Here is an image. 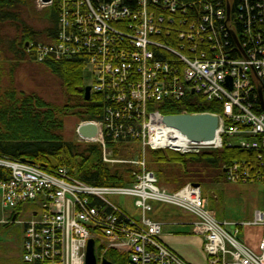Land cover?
<instances>
[{
	"label": "built area",
	"instance_id": "2783aa9c",
	"mask_svg": "<svg viewBox=\"0 0 264 264\" xmlns=\"http://www.w3.org/2000/svg\"><path fill=\"white\" fill-rule=\"evenodd\" d=\"M57 4L60 28L52 43L39 44L36 62L48 56L84 54L92 95L105 103L102 118L93 123L98 133L79 140L101 145L107 163L141 166L131 185H90L60 167L48 172L39 164L0 156V202L13 216L0 223L24 225L22 260L25 264H86L90 239L101 258L120 252L126 264H190L161 238L164 224L147 216L152 201L177 205L196 219L192 232L204 239L207 264H264V209L251 221L216 218L206 205L203 189L191 183L175 192L158 185L146 159L114 156L110 143L131 148H169L182 153L220 148L224 141L254 150L264 168V0L208 1L203 13L178 33L182 42L169 49L158 40L171 34L163 23H190L179 0H40ZM253 5L260 12L251 13ZM250 8V10H249ZM246 11V14L244 13ZM159 35V36H158ZM158 36V37H157ZM173 53L157 56L158 50ZM188 92L222 103L217 137L192 141L163 122L160 104L180 100ZM187 113V112H183ZM230 182L261 181L245 161L228 168ZM260 173V172H258ZM256 173V174H258ZM134 196L142 216L136 218L110 196ZM25 204L38 206L31 217L18 221ZM258 226L257 249L242 237ZM100 263V262H99Z\"/></svg>",
	"mask_w": 264,
	"mask_h": 264
},
{
	"label": "trees",
	"instance_id": "16d2710c",
	"mask_svg": "<svg viewBox=\"0 0 264 264\" xmlns=\"http://www.w3.org/2000/svg\"><path fill=\"white\" fill-rule=\"evenodd\" d=\"M208 1H219L222 5L229 2L179 0V10L186 9L185 16L190 23L183 25L180 21L169 24L165 21L163 26L170 29L172 35L168 32L158 35V40L169 49L178 48L182 42L178 39L179 31L189 29L191 19H197L199 13H203ZM259 12L260 9L253 5L251 13L257 17ZM26 13L41 17L46 26L34 29L27 22ZM59 25L56 3L39 9L35 6V0H0V156L36 163L48 172L64 167L74 177L90 185H131L136 179L135 175L141 171L139 165L107 163L103 160L100 144L85 143L84 146L65 139V119L68 115L76 116L79 121L95 120L102 118L105 110L100 95H92L89 100L85 97L88 85L86 55L74 54L62 58L51 55L43 62H37L61 80L65 99L63 103L48 101L38 92L22 90L16 84L17 69L24 62H36V48L40 43L54 42L59 34ZM7 28L15 29L13 37L1 33ZM170 55L173 53L167 49L158 50L157 53L159 57ZM159 110L164 114L219 113L222 103L208 100L202 94L188 92L180 100L169 99L161 103ZM110 146L115 157L141 160L143 156L142 149L131 148V144L110 143ZM147 156L146 167L155 172L158 184L165 182L176 189L188 183L204 185L211 180L226 181L228 168L245 161L251 169L254 168V176L261 175L264 178V168L258 167L262 162L258 154L236 144L229 145L228 141H224L220 148L189 153L149 147ZM7 176L8 172L0 168V177ZM257 182L264 183V179ZM105 256L115 264H126V257L120 252L111 250Z\"/></svg>",
	"mask_w": 264,
	"mask_h": 264
},
{
	"label": "rangeland",
	"instance_id": "374dc122",
	"mask_svg": "<svg viewBox=\"0 0 264 264\" xmlns=\"http://www.w3.org/2000/svg\"><path fill=\"white\" fill-rule=\"evenodd\" d=\"M35 6L39 9L46 8L40 0H35ZM25 17L34 29H41L46 26L45 20L35 14L26 13ZM1 33L13 37L16 32L15 29L7 28ZM4 80L7 81V79ZM16 84L22 90L38 92L48 101L56 103L65 101L61 80L37 62H24L17 69ZM77 124H79V120L76 116L68 115L66 117L65 139L68 142H77L85 146V143L88 142L77 140ZM144 158L147 161V149L141 160ZM139 167L141 168V166ZM145 168H147L146 165ZM174 169L177 170V167ZM159 185L171 193L178 190L174 185L165 182ZM202 187L208 209L220 220L251 221L256 210L264 209V183L262 182H217L211 180ZM109 199L132 216L136 218L142 216V210L135 203L136 197L123 195L110 196ZM151 203L153 210L148 212L147 216L164 224L161 237L163 241L192 264H207L204 239L192 232L191 223L195 221L196 217L172 203L162 201H152ZM38 208L36 205L25 204L23 209L19 211L18 221L28 220L31 217V212ZM12 212L13 209L4 208L0 202V219H9L13 216ZM260 232L261 228L258 226L248 227L242 232V237L253 248L257 249L258 245H255V240ZM23 241V224L0 223V264H23Z\"/></svg>",
	"mask_w": 264,
	"mask_h": 264
},
{
	"label": "water",
	"instance_id": "95a60500",
	"mask_svg": "<svg viewBox=\"0 0 264 264\" xmlns=\"http://www.w3.org/2000/svg\"><path fill=\"white\" fill-rule=\"evenodd\" d=\"M86 99H91V86L85 88ZM164 124L180 130L188 139L192 141H212L216 138L217 130L220 123L218 115L205 113H180L168 114L163 118ZM79 133L87 138H93L98 133V127L93 123L80 124ZM199 186V183H194ZM15 219V217H14ZM86 264H98L95 252V240L90 239L86 252ZM102 264H115L107 258L102 260Z\"/></svg>",
	"mask_w": 264,
	"mask_h": 264
},
{
	"label": "crops",
	"instance_id": "0c3cea01",
	"mask_svg": "<svg viewBox=\"0 0 264 264\" xmlns=\"http://www.w3.org/2000/svg\"><path fill=\"white\" fill-rule=\"evenodd\" d=\"M181 255V254H180ZM182 256V255H181ZM189 262V261H188ZM191 263V262H190ZM192 264V263H191Z\"/></svg>",
	"mask_w": 264,
	"mask_h": 264
}]
</instances>
